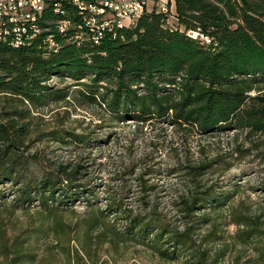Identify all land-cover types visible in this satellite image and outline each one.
Returning <instances> with one entry per match:
<instances>
[{"label":"trees","instance_id":"16d2710c","mask_svg":"<svg viewBox=\"0 0 264 264\" xmlns=\"http://www.w3.org/2000/svg\"><path fill=\"white\" fill-rule=\"evenodd\" d=\"M172 1L175 19L147 13L134 27L107 33L97 45L81 30L80 45L58 37L60 48L48 51L42 39L55 33L58 20L51 9L38 21L41 33L30 44L15 49L0 43V212L9 211L2 203L3 186L14 188L17 205L37 202L42 208L57 197L94 196L96 184L83 182L81 164H54L51 171L42 170L34 178L23 174L34 159L27 146L34 134L30 111L69 97V87L55 90L48 84L54 76L69 79L76 88L70 95L80 104L101 107L109 122L164 125L184 140L195 134L239 132L250 142L264 134V0ZM70 18L79 23L74 11ZM39 137L62 144L89 143L86 136L63 129ZM212 162L202 159L180 170L188 191L172 204L183 220L182 229L171 230L144 202L147 196L139 201L148 214L126 216L122 197L114 191L126 193L127 176L119 173L117 180L111 179L121 186H107L106 209L124 217L123 237L154 238L163 245L155 248L163 259L174 260L176 253H184L190 263L207 264L209 250L199 251L191 238L207 221L204 215L195 222L194 215L222 203L213 187L197 192L198 179ZM147 175L149 170H143L134 180L140 194L147 192ZM3 251L7 257L15 255L11 264L19 262L17 247L5 246ZM209 264H217L216 259Z\"/></svg>","mask_w":264,"mask_h":264},{"label":"rangeland","instance_id":"374dc122","mask_svg":"<svg viewBox=\"0 0 264 264\" xmlns=\"http://www.w3.org/2000/svg\"><path fill=\"white\" fill-rule=\"evenodd\" d=\"M167 3L172 8L173 1ZM48 84L55 90L69 87V97L30 111L34 134L27 146L34 159L23 174L34 178L42 170L51 171L54 164H81L85 166L83 182L94 180L96 184L94 196L57 197L42 208L37 202L17 205L14 188L1 187L2 203L7 204L3 208L10 212H0V264H11L15 257L5 256V246L17 247L16 264H195L184 253H176L174 260L161 258L155 248L163 245L154 238L123 237L124 217L106 209L105 190L121 186L110 180L125 174L126 193L114 192L122 197L126 216L148 214L139 201L147 196L144 202L171 230L182 229L183 220L172 204L188 191L179 173L182 167L202 159L214 161L199 177L197 192L213 187L223 199L218 208L206 206L194 215L198 216L195 222L204 215L207 221L199 224L192 243L199 251L209 250L207 264L215 259L217 264L264 263V134L250 142L239 132L195 134L184 140L164 125L109 122L101 107L80 104L70 95L76 88L69 79L54 76ZM59 129L86 136L88 145L48 138L40 141V133ZM143 170H149L144 177L147 192L140 194L134 180ZM244 238L248 239L242 241Z\"/></svg>","mask_w":264,"mask_h":264},{"label":"built area","instance_id":"2783aa9c","mask_svg":"<svg viewBox=\"0 0 264 264\" xmlns=\"http://www.w3.org/2000/svg\"><path fill=\"white\" fill-rule=\"evenodd\" d=\"M46 9L58 16L55 33L42 39L47 50L54 53L60 48L58 37L80 45L81 30L87 33L91 44L97 45L107 33L134 27L147 13L155 12L175 19L167 0H95L93 3L83 0H0V43L15 49L30 44L41 33L38 21ZM68 9L75 12L79 23L72 21ZM194 35L196 38L197 34H193V38Z\"/></svg>","mask_w":264,"mask_h":264}]
</instances>
